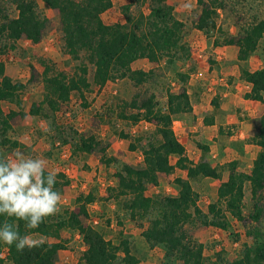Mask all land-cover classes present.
<instances>
[{
    "label": "rangeland",
    "instance_id": "obj_1",
    "mask_svg": "<svg viewBox=\"0 0 264 264\" xmlns=\"http://www.w3.org/2000/svg\"><path fill=\"white\" fill-rule=\"evenodd\" d=\"M34 1L39 12L48 20L40 42L33 44L21 38L13 43L0 36V63L4 65L6 75L13 82L25 85L20 95V103L1 102L0 156L11 157L15 152H22L26 156L44 159L47 171L65 172L68 182L60 192V211L51 217L52 221L63 220L66 211L77 213L84 206L87 216L81 215L83 224L93 226L114 245L126 240L137 264H179L174 257L165 256V247L160 244L151 245L145 241L142 236V232L148 226L145 220L132 221L128 211L119 208L107 195L108 188L117 185L115 174L126 165L123 161L124 154L130 156L131 166L139 167L142 165L141 162L143 163L141 148L146 146L148 140L156 142L158 138L154 122L146 124L142 121L141 125L134 128L133 121L122 119L121 113L125 116L136 114L137 110L130 104L134 101L139 104L151 97L155 108L165 111L167 92L179 91L183 84L179 77L182 74H192L199 69L207 72L217 71L219 76L227 74L225 70L228 69L229 63L224 66L217 63L214 57L217 55L222 58L228 57L230 62L231 57L233 58L237 52V47L229 45L228 42L237 39L248 26L264 22V0H206L207 3L214 2L218 5L216 27L209 31H198L195 28L201 9L196 0H167V4L173 8L176 19L184 24L182 42L190 50L188 59H184L183 55L175 58L174 61L163 57L157 63L141 59L138 60L140 63L132 64V69L147 73L142 82L116 78L103 87L92 84L93 67L88 65L87 78L91 82L89 90L83 91L82 94L72 92L69 101L56 113L49 112L43 105L41 115L32 116L29 113L30 106L33 103L40 104L43 99L44 71L47 70L48 75L56 72L73 75L77 66L85 61L83 52L80 53L79 60H73L65 52L57 11L47 7L42 0ZM151 3L152 0H112L111 9L104 12L101 18L107 25L123 24L125 17L122 15V6L129 5L130 14L137 18L140 14L146 16L149 13ZM0 4L9 17H16L13 4L6 0H0ZM263 65L264 35L247 63L243 62L240 66L239 63L232 61L230 65L232 69H228V72L236 69L241 73L243 69H258ZM12 112L13 118L8 121V127H4L2 124L4 116ZM260 118L261 116L255 119V129ZM73 132L85 136H97L106 150L104 159L107 164L103 163L101 159L103 154L99 151L90 154L74 151L73 143L77 137ZM63 139L67 140L66 144L62 143ZM124 139L127 141H123ZM3 140L8 143L3 145ZM13 142L19 145L12 147ZM129 151L134 153L131 154ZM249 152L247 157L242 159L243 161L237 162L238 172L245 174L250 172L253 153ZM176 159L172 156L170 162ZM227 164L217 166L220 174L218 180L203 177L191 180V186L198 195V206L206 215L208 205L216 202L219 184L228 177ZM70 181H74V184L78 182L77 187H71ZM94 189L104 198L102 211L94 205L87 207L86 198L93 196ZM178 190L173 180L165 179L157 185H148L146 195L176 196ZM255 203L260 208L258 221H253L250 217L255 211ZM221 207L224 211V205ZM87 210L93 219L89 217ZM241 212L243 219L224 212L225 229L204 225L203 218H196L186 225L193 240L204 245V256L208 263L225 264L241 257L245 247L264 241V191L260 193L258 202H255L251 198L249 186L245 185ZM207 220H212V217L208 216ZM30 235L37 241H56L39 234ZM60 242L64 249L58 252L55 264H84L80 258L86 246L76 230L62 229ZM1 248L4 264H10L6 259L7 245L1 244ZM122 257L123 255L119 254L116 264H124L120 262Z\"/></svg>",
    "mask_w": 264,
    "mask_h": 264
},
{
    "label": "trees",
    "instance_id": "obj_2",
    "mask_svg": "<svg viewBox=\"0 0 264 264\" xmlns=\"http://www.w3.org/2000/svg\"><path fill=\"white\" fill-rule=\"evenodd\" d=\"M14 5L16 17H9L4 7L0 4V36L11 42L25 38L33 44H38L47 26L45 18L38 10L34 0H6ZM43 3L57 11L60 29L63 34V47L65 52L73 59L79 60L80 53L85 54V61L81 62L73 75L64 72H56L48 75L45 70L43 75V99L40 104L33 103L29 108L32 116L42 113L45 105L51 113H56L60 107L69 101L72 92L89 90L91 82L87 78L88 65L93 67L92 84L103 87L107 82L116 78H128L142 82L147 73L133 70L135 61L146 59L151 63L159 62L163 57L174 61L179 56L188 59L190 50L183 40L184 24L176 19L173 8L167 4V0H152L149 13L140 14L134 18L130 14V6H122V15L125 23L107 25L101 16L111 9L112 0H42ZM200 6V13L195 23L198 31H209L216 27V14L218 5L206 0H196ZM264 35V22L250 25L242 31L235 40H230L229 45L237 47V60L245 62L256 51L259 40ZM13 47V46H12ZM182 89L178 93L167 92L165 111L155 108L153 98L137 104H130L137 110L136 114L129 116L121 113L122 119L154 122L156 125V142L148 140L145 147L141 148L143 163L139 167L123 165L115 174L116 187L108 188V197L113 199L119 208L128 211L132 221H146L147 228L142 236L148 244H160L165 247V256L174 257L179 264H218L208 263L204 256V245L193 240L186 225L196 218H203L202 223L225 229L226 216L229 212L240 219L242 218L241 205L244 198L245 185L250 188L252 200L258 202L260 193L264 191V115L258 121L251 142L261 148L252 162V168L248 174L237 171V162L227 164L229 174L222 181L216 191V202L209 204L207 215L198 206V195L193 190L188 179L203 176L210 179H220L218 168L212 167L206 160L201 159L194 164L186 154L184 146L177 139L173 130V119L184 113H191L192 106L186 92L185 85L189 74L179 76ZM241 78L250 85V91L244 95V99L264 104V65L254 71L243 69ZM25 85L13 82L6 75L5 67L0 63V115H2L1 102L10 101L20 103V95ZM216 98L212 99V105L216 106ZM14 113H10L2 120L4 127H8V121ZM205 123L210 122L206 119ZM77 137L73 143L74 151L90 154L99 151L103 154L105 148L95 135H83L73 132ZM63 144L66 139L61 140ZM8 141L3 140L2 144ZM17 142L11 143L16 147ZM203 151L205 146L198 145ZM175 156V164H171L170 158ZM111 161V160H108ZM175 168L185 170L187 179L175 178L174 184L179 188L176 196L150 197L146 195L148 185H157L159 174L169 175ZM56 190L61 192L67 185L64 173H57ZM124 200L122 201V199ZM87 203L94 201L92 195L86 198ZM224 205V211L221 207ZM254 213L250 216L253 221L259 220L260 208L254 205ZM63 220L52 221V216L36 230H28L23 221L0 217V223H13L21 235L39 234L52 238L55 242L40 241L38 247L25 249L18 252L15 247L7 246L6 259L10 264H55L58 252L64 249L60 242L62 229L76 230L86 246L80 260L84 264H116L119 254H122L120 262L124 264H137V260L131 255L128 242L122 240L119 245H114L93 226L85 225L81 221V215L87 216L85 207L79 212L66 211ZM208 216L212 220L208 221ZM0 264H4L1 256ZM225 264H264V241L254 246L244 248L241 257L228 261Z\"/></svg>",
    "mask_w": 264,
    "mask_h": 264
},
{
    "label": "crops",
    "instance_id": "obj_3",
    "mask_svg": "<svg viewBox=\"0 0 264 264\" xmlns=\"http://www.w3.org/2000/svg\"><path fill=\"white\" fill-rule=\"evenodd\" d=\"M214 60L224 66L229 63L228 69H232L230 67L232 61L239 63L240 66L243 63L237 60V52L233 58L231 57L230 62H228V57L222 58L219 55L215 56ZM137 62L140 63L139 61L134 63ZM247 68H249L248 65ZM228 69L225 70L227 74L222 76H219L218 72L214 70L207 72L199 69L195 73H189L185 89L190 98L192 112L176 116L173 119V130L179 142L184 146L187 158L194 164L204 159L212 167L217 168L218 165L224 163L243 161L242 159L247 157L248 151L253 153L251 155V161H253L256 152L260 150L250 139L254 135L255 119L264 114V106L262 103L244 99V95L250 91V85L241 78V73L238 70H229L228 72ZM258 69H249V71ZM181 89L182 87L178 92ZM213 98L217 100L216 106L212 105ZM258 113L261 114L258 115ZM206 119L210 122L209 124L205 123ZM141 123L142 121L133 127L137 128ZM146 124L148 123L146 122ZM198 145L205 146L207 150L203 151ZM130 153L132 154L134 151ZM123 161L131 165L128 154H124ZM175 161L171 164H175ZM86 162L89 164L88 160ZM200 177L203 176H197L196 179ZM175 178L187 179L186 171L175 168L169 175L159 174L158 182L165 179L172 181ZM188 180L191 184V180H195V178ZM70 182L71 187H77L78 182L75 184L74 181ZM94 191V201L87 203V207L94 205L102 211L104 198L95 189ZM87 212L90 215L89 210ZM89 217L93 219L91 215Z\"/></svg>",
    "mask_w": 264,
    "mask_h": 264
},
{
    "label": "clouds",
    "instance_id": "obj_4",
    "mask_svg": "<svg viewBox=\"0 0 264 264\" xmlns=\"http://www.w3.org/2000/svg\"><path fill=\"white\" fill-rule=\"evenodd\" d=\"M57 179L56 172L47 171L44 159L22 152L0 156V217L23 221L30 231L39 229L46 218L60 211ZM40 243L30 233L21 235L13 223H0V244L22 252Z\"/></svg>",
    "mask_w": 264,
    "mask_h": 264
}]
</instances>
